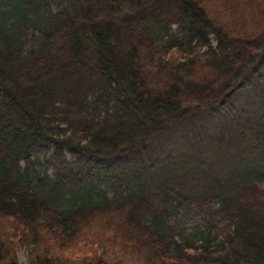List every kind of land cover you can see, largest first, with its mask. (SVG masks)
<instances>
[{"label":"trees","instance_id":"trees-1","mask_svg":"<svg viewBox=\"0 0 264 264\" xmlns=\"http://www.w3.org/2000/svg\"><path fill=\"white\" fill-rule=\"evenodd\" d=\"M264 264V0H0V264Z\"/></svg>","mask_w":264,"mask_h":264},{"label":"rangeland","instance_id":"rangeland-1","mask_svg":"<svg viewBox=\"0 0 264 264\" xmlns=\"http://www.w3.org/2000/svg\"><path fill=\"white\" fill-rule=\"evenodd\" d=\"M19 260L21 264H27V260H26V253L24 250H21L19 252Z\"/></svg>","mask_w":264,"mask_h":264}]
</instances>
